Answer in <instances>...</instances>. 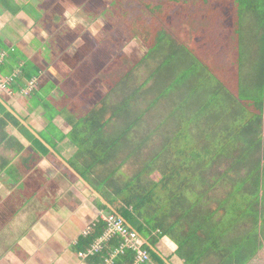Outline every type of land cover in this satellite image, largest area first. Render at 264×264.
I'll use <instances>...</instances> for the list:
<instances>
[{"label": "crops", "instance_id": "obj_1", "mask_svg": "<svg viewBox=\"0 0 264 264\" xmlns=\"http://www.w3.org/2000/svg\"><path fill=\"white\" fill-rule=\"evenodd\" d=\"M13 3L14 5L11 3L13 7L18 6L14 9L16 11L6 10L0 4V55L4 53V56H8L4 59L0 57V77L9 76L23 61L34 63L38 74L33 77L35 85L29 94H22L28 83V80L23 79L15 86V90L12 89L11 95L1 93L0 98L13 108L73 170L70 164L74 166L76 163L77 169L74 171L81 178L80 174L87 170L84 165L86 160L83 157L76 160L78 144L71 140L70 134L74 124L80 122L88 111L105 109L103 142L115 141L123 133L128 137L124 139L123 144L120 140L118 149L115 146L116 153L111 162L97 164L85 178H82L92 188L89 189L70 169H68L70 173H67L58 168L49 156L42 155L17 128L9 124L3 130L0 129V264H95L90 257L85 259L78 257L79 240L84 237L83 231L95 222L99 213H107L102 208V205L107 204L102 196L103 189L95 181L103 179L108 172L115 170L114 168H117L116 176L119 175L118 171L124 162V159L117 162L119 151L123 146L135 144L131 141L132 134L139 131V126H145L146 116L150 121L157 117L159 108L164 109L162 121L158 124L162 125L164 140L171 141L173 136L179 133L178 129L185 127L189 129L192 135L190 142L194 143L196 148L228 152L210 164L211 168L204 176L208 185L201 194L202 198L197 200L196 212L208 216L207 228L198 230L194 241L191 240L183 247H180L185 243L183 240L189 238L186 224H183V231L176 230L168 233V236H163L159 232L156 235V232H153L152 236L155 237L153 248L160 255L162 263L150 261L149 264H234L233 260L227 257L231 244L229 238L231 235L233 238L235 235L241 237L249 228L255 231L257 229L258 234L255 237L257 247L243 264H264V64L262 63V70L260 69L257 78L260 94L254 95L250 87H254L252 82L255 81L250 76L247 62L243 60L240 69L238 63L228 69L220 64L218 58L212 67H216L220 78L215 77L214 70H208L205 66L208 63L205 61L207 56L200 58L197 53V55L192 53L193 57H189L194 59L193 64L205 71V79L209 83L204 88L208 92L205 96H200L198 84L193 111L186 110L181 122L179 121L181 118L177 120L178 106L170 95L173 93L171 92L173 86L183 87V82L172 84L166 78L162 89L164 96L154 104V92L150 90L152 84L150 72L140 82L136 80L138 76L134 77L135 71L145 65L150 67L152 64L149 60H144L148 49L142 46L145 49L143 55L139 61L128 67L124 73L125 78L122 74L117 78L102 79V83L98 85L100 86L98 97L91 90H87L91 83L82 84L85 89L84 97L78 98L76 102L78 108H82L78 110L81 115H76L80 116L79 121L70 115L73 113L70 111L67 114L56 111L54 115H47L45 108L62 104L63 97L59 86L64 84L65 79L54 71L53 64L48 63L43 56L58 53L56 49L69 53V46L74 40L72 43L63 40L65 45L58 48V38L62 35L57 34L56 40L54 35L46 33L47 29L42 23L45 13L39 7L38 1L13 0ZM36 8L43 13L42 17L31 16L36 13L34 11ZM194 18L193 15L191 22L187 23L188 26L200 23ZM182 23L183 20H180L178 26L173 27L177 32L173 33L174 37L179 36L178 28L182 29ZM202 25L209 32L207 35L211 37L216 29L215 23L206 19ZM239 25L240 22L231 20V28L239 30ZM261 27L264 28V23H261ZM107 32L110 34L109 37ZM110 32L111 30L93 28L86 31L89 36H99L97 42L99 48H107L106 42H109L108 47L115 48L117 57L122 58L127 46H123L120 39L119 41L116 39L115 30ZM203 34L206 35L205 32ZM206 38L208 40L204 39L202 44L205 50L203 48L199 50L202 51L201 54L206 52L209 58H212L215 51L209 54L207 50H211L213 44L216 46V41L213 38ZM207 45H210L209 49H206ZM70 52L77 51L74 48ZM219 56L224 58L227 55ZM10 57L16 60L14 64L9 62ZM234 57L241 60L237 55ZM17 58H22L23 61L20 62ZM59 64L62 70L74 67L60 62ZM105 65L106 63L100 67V74L104 71ZM164 74L167 76L165 72ZM47 94L50 96L46 97ZM45 98L52 100V106L47 105ZM123 103H127L128 106L124 107ZM49 124L52 130H49ZM131 124H133L131 129L126 131ZM157 131L158 127L150 128V134ZM43 133L46 136H42ZM103 144L105 147V143ZM135 147L134 145L131 150ZM250 151H254L255 157L251 156ZM236 165L242 169L237 171L230 169ZM251 165L258 166L256 174L248 172ZM236 194L242 200L241 207H244L242 211L235 209ZM232 209L233 214L245 215L243 220L233 224L231 229L229 225L218 229L216 223L219 225ZM200 222L204 224V221ZM170 223L171 219L167 224ZM219 231L220 233L215 235Z\"/></svg>", "mask_w": 264, "mask_h": 264}, {"label": "rangeland", "instance_id": "obj_2", "mask_svg": "<svg viewBox=\"0 0 264 264\" xmlns=\"http://www.w3.org/2000/svg\"><path fill=\"white\" fill-rule=\"evenodd\" d=\"M36 1H38L39 7L44 10L45 13L42 18V23L47 29L46 33L49 35H54V38L56 40L59 39L57 42L58 48H63V46L65 45V42H63V40L68 41L69 43H72L71 41L74 40V43L69 46V53H65L67 52L66 50L59 51L58 49H56L58 53H49L43 56L47 59L48 63L53 64V67L55 69L54 71L57 72V74H59L61 77L63 76L62 78L65 79L64 84H62V86H59V90L61 91L63 97L62 104L53 106L52 108L47 107L45 110L47 112L46 114L54 115L56 114V111L64 112V114H67V112L70 111L73 112L70 113V115L76 117V115H81V112H78V110H82V108H78L76 102L78 98H81L83 96V92L85 91V89L82 84L84 82L91 83L90 88H88L87 90H91L92 93L94 92L98 97V89L100 88V86L98 85L102 83V79H113L122 76V74L126 72L128 67L136 61H139V59L143 55L145 49L142 46L146 47L144 39L147 37V35H150V27L146 31L147 34L146 32H144V30L140 34L139 38L135 37L130 43H127L131 38L130 32L132 27L134 26L130 22L133 19L139 22L138 17H135L136 12L134 10L138 9L141 0ZM237 2V0H209L203 3H200L199 1H193V4L189 8H186L187 12L184 13L183 19H180V17H175L169 27V29L173 33H177L174 29L176 28V25L179 23V21L183 20L181 27L182 31L178 28L179 36H176L175 38L170 33L167 36L168 38L165 39V43H163L164 46L162 47V50L157 49L152 51V58L155 57L154 55L156 52L162 51L157 55L159 57V60L156 61L159 66L158 78L161 80V78H163V72H165L167 74L166 78H168L170 82H172V84H179L182 82L184 84L183 87L180 86L179 88L173 86V89H171V92L173 93L172 95H170V97L174 100V103H176L179 110L177 115L179 116V118L177 120H179L183 116L186 110L193 111V107L195 106V90L198 87V84H200V96H205L208 92L205 91L206 88H204V86L209 83V81L205 79V71H202L200 69L201 67L193 64L194 59L191 58L192 56L189 55V52L194 54L197 53L200 58H202L203 56H207L205 58V61L208 63L205 64V66L208 70H214L213 72L215 74V77H218L219 73L216 67H212V65H215L217 63L218 58L220 64L228 69H231L232 66H235L236 63H238V69H240V66L242 65L241 63H243L244 61L247 62L250 76L253 81H255V83L252 82V85H254V87H250L251 93L254 95L260 94V89L257 87L260 84H258L257 78L259 77L260 69L262 70L261 65L262 63L264 64V28L261 27V23H264V21L261 20L262 17L257 14L250 13V15H248V12H235L236 10L232 8H235ZM10 5L11 7L5 9L14 10L18 8L17 5L14 7L11 3ZM231 6L232 8H230ZM262 10L263 9H261V11ZM34 11H36V13L34 12V15L31 14V16H35L37 18L42 17L43 13L37 11V8ZM189 12H191V15L189 14ZM193 15L195 17L194 19L198 20L200 23H196L197 25L194 26H188L187 23L191 22L190 19H193ZM206 19L211 20L213 23H215L216 29L215 32L212 33L213 35L211 37L207 35V33L209 32H207V29H204V26L202 25L204 24ZM232 19L236 20V22H240L239 30L230 27ZM145 22L146 20H144V24ZM91 28L96 30L106 29L111 30V32H114L115 30L116 39L118 41L120 39L123 46H127L126 52L124 54L125 57H117L116 49L113 47H108L107 44H109V42H106L107 48H99L100 45H98L97 43L99 40V36L93 37L89 36L86 33V31ZM199 32H202V34H199ZM204 32L206 33V35L203 34ZM57 34L62 35V37H59L57 39ZM106 34L107 37H109V32H107ZM206 37H208L209 39L213 38L216 41V46L213 44L211 45V50H207L210 52L209 54L215 51V54L212 58H209V55L206 52H203L201 54L202 51L199 50V48H203V50H205L202 44L204 43V39L208 40ZM245 38L246 40H244ZM117 43L119 44V42ZM74 48L77 51L76 56H74L75 58H71L72 52L70 51ZM209 48L210 45H207L206 49ZM238 53L240 55H238ZM221 54H226L228 57L226 56L224 58H221L219 56ZM236 55L241 60H237L236 57H234ZM148 60L152 62L150 67L153 68L157 65L156 63H153L154 60H150V58H148ZM114 61L116 62L114 63ZM59 62L61 64L64 63V65L68 62L70 63L69 65H75L74 67L68 68V70H62L60 69ZM105 63L106 65L104 71L100 74L99 69ZM150 67H146L145 65L143 66V68L141 67L140 70L135 71L136 75L134 77L138 76L136 77V80L140 82L142 79H144L149 74ZM65 68L66 67H64V69ZM15 71H18V69H16ZM67 80L68 82L66 83ZM73 81L74 83H72ZM71 83L72 86L70 85ZM49 96V94L46 95V97ZM45 101L47 105H51V99L45 98ZM64 102L65 105L63 106ZM157 111H159V115L157 117L153 118L150 121L149 118L146 119V116L145 126H139V131H135V133L132 134L131 141H134L135 144L131 146H123L119 151L117 155V162L118 160L123 159L124 162L122 163L123 165L118 171V180L129 178L134 173L139 171L143 163L148 160L150 156L155 153L164 142V135L161 131L163 130L162 125H158L162 121L161 117L163 115L164 109L159 108ZM80 119V116L76 117V121H79ZM179 121L182 122V118ZM153 126L154 128L158 127L159 131L150 134V128H152ZM48 127L49 130L53 129L51 128L50 124ZM144 130H148L149 132L146 133L144 132ZM180 130H182V127ZM41 135L46 136L45 133ZM134 145L139 148V151H137V154L135 156H132L129 159H125L126 155ZM220 169H222V167H220ZM151 178L157 180L159 178V175L157 173H154ZM234 197V200L236 201V203H234L235 209H237V211L244 210V207H241L243 206L242 200L238 198L237 194ZM232 211L233 209L230 211L231 214H229L230 212H228L227 216L224 217V220L220 221V224L218 226L221 227V229L224 228L225 225H229L231 229L233 224H237L238 222H241L243 220V217L245 215L233 214ZM249 229L247 231H244L241 237H236L235 235V237L233 238L231 235V238H229L231 246L229 245L228 247L230 253H228L227 257L228 259L233 260L234 264H243L251 256V254L256 251L257 242H255V237L258 232H256L257 229L256 231ZM220 231L215 235L219 234ZM244 238H246L247 240Z\"/></svg>", "mask_w": 264, "mask_h": 264}, {"label": "trees", "instance_id": "obj_3", "mask_svg": "<svg viewBox=\"0 0 264 264\" xmlns=\"http://www.w3.org/2000/svg\"><path fill=\"white\" fill-rule=\"evenodd\" d=\"M193 1L203 3L209 0L140 1V6L143 8L138 6V9L134 10L136 12L135 17H138L139 22L134 19L130 22L134 25L130 36L131 38H139L140 34L144 30L146 32L150 27V35H147L144 39L148 49L144 60L150 58V60H154L153 63L157 64L156 61L159 60L157 55L162 51L156 52L155 55L153 53L154 58H152V51L157 49L162 50L163 43L168 38L167 36L170 33L173 35V32L169 29L172 21L175 17H183L184 13L187 12L186 8H189L193 4ZM237 1V5L235 6L236 12L257 14L264 21V0ZM9 2L11 1L0 0V4L6 9L10 6ZM261 9L263 10L261 11ZM189 14L191 15V12ZM144 20H146L145 24ZM189 55L192 56V53L189 52ZM5 56L8 58L7 55ZM5 56L2 59L6 58ZM17 59L20 62L23 61L22 58ZM15 61L13 57L9 58L10 63L14 64ZM16 68L20 72V77L17 79L15 86L21 80H30L38 74L32 62L23 61ZM158 74L159 66L157 64L150 69V81L152 83L150 90L154 92V104L164 96L162 89L166 83L164 72L161 80L158 78ZM125 76L126 74L123 77L125 78ZM15 86L12 89L15 90ZM1 104L0 102V116H2V118L0 117V129L3 130L9 124L17 128L28 137L30 142L33 143L42 155L49 156L58 168L70 173L68 168ZM123 106L127 107L128 104L123 103ZM104 111L105 109L88 111L80 122L74 124L73 131L70 134L71 140L78 144L79 150L76 154V160L81 157L86 160L84 165H86L87 170L80 174L82 178H85V175L88 172L90 173L97 164L103 165L111 162L115 157V146L118 149L120 140L123 144L125 143L124 139L128 137L127 134L123 133L115 141L108 140L107 142H103V127L105 126V122H103ZM133 124L130 127L128 126L126 131L131 129ZM178 130L179 133H176L171 141L169 139L164 140L159 149L131 177L118 180L115 174L117 168H114L115 170L108 172L103 179L95 181L103 189L102 196L107 201V204L102 205V208L107 213H114L124 220L130 230L134 231L144 242L141 248L147 251L150 261L155 263H162V259L153 248L155 245V237L152 236L153 232H156V235L159 232L163 236H168V233H173L176 230L183 231V224H186L189 238L183 240L185 243L180 246L183 247L185 244L191 242V240L194 241L198 230L207 228L206 223H209L208 216H203L196 212L197 200L202 198L201 194L204 192L206 185H208L205 182L204 176L207 170L211 168L210 164L215 159L225 156L226 152H228L226 150L217 151L196 148L194 143L190 142L192 135H190L189 129L184 127L182 130ZM103 143H105V147ZM137 151H139L138 147L130 150L125 159L135 156ZM250 153L252 157H255L254 151H250ZM75 164L74 166L70 164L74 170L77 169ZM230 169L237 171L242 169V167H237L236 165L230 167ZM248 172L256 174L258 166L251 165ZM154 173L159 175L157 180L151 178ZM169 219L172 220L170 225L167 224ZM200 220L204 221V224H201ZM216 224L218 226V223ZM219 228L221 227L218 226ZM105 229L106 224L99 221L91 233L80 238L79 251L87 249L103 234ZM119 241L118 237L112 238L105 244L101 252L90 256V259L95 264L103 263L104 258L119 244ZM134 258L135 252L126 250L123 254L115 257L113 264H133Z\"/></svg>", "mask_w": 264, "mask_h": 264}, {"label": "built area", "instance_id": "obj_4", "mask_svg": "<svg viewBox=\"0 0 264 264\" xmlns=\"http://www.w3.org/2000/svg\"><path fill=\"white\" fill-rule=\"evenodd\" d=\"M0 57H4L1 54ZM20 77V72L14 71L7 77H0V93L11 95L12 87L16 85L17 79ZM35 85V80L31 78L28 80L26 90H23V94H29ZM104 222L106 224V229L101 236H99L87 249L80 251L78 257L85 259L87 257L93 256L102 251L106 243H108L112 238L118 237L119 244L113 248L111 253L104 258L101 264H113L115 257L121 255L126 250H131L135 252V258L133 264H149L150 258L144 249L141 248L143 241L138 237V235L130 230V228L125 224L124 220L114 214V213H99L97 219L89 227L83 231V236L88 235L93 231L95 225L99 222Z\"/></svg>", "mask_w": 264, "mask_h": 264}, {"label": "water", "instance_id": "obj_5", "mask_svg": "<svg viewBox=\"0 0 264 264\" xmlns=\"http://www.w3.org/2000/svg\"><path fill=\"white\" fill-rule=\"evenodd\" d=\"M1 105L7 109L8 112H10L24 127H26L42 144H44L47 149L52 152L62 163L65 167L70 169L71 172H73L89 189H92L88 183H86L69 165L66 161H64L46 142L12 109L10 108L5 101L0 98ZM112 211V210H111ZM113 212V211H112Z\"/></svg>", "mask_w": 264, "mask_h": 264}, {"label": "flooded vegetation", "instance_id": "obj_6", "mask_svg": "<svg viewBox=\"0 0 264 264\" xmlns=\"http://www.w3.org/2000/svg\"><path fill=\"white\" fill-rule=\"evenodd\" d=\"M11 2H9V3H12V4H14L13 3V0H10ZM72 42H74V41H72ZM53 54H56V52L55 53H53ZM74 54V55H73ZM74 56H76V53H72V55H71V58H75ZM66 64H70L69 62L68 63H66ZM76 64H78V63H76ZM72 66H74L75 64H71ZM49 75H50V73H48Z\"/></svg>", "mask_w": 264, "mask_h": 264}]
</instances>
